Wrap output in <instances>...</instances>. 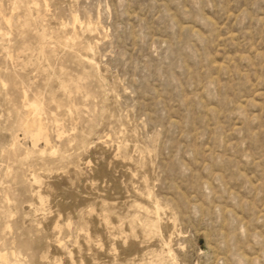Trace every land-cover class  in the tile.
<instances>
[{"label": "rangeland", "instance_id": "obj_1", "mask_svg": "<svg viewBox=\"0 0 264 264\" xmlns=\"http://www.w3.org/2000/svg\"><path fill=\"white\" fill-rule=\"evenodd\" d=\"M0 253L264 264V0H0Z\"/></svg>", "mask_w": 264, "mask_h": 264}, {"label": "bare ground", "instance_id": "obj_2", "mask_svg": "<svg viewBox=\"0 0 264 264\" xmlns=\"http://www.w3.org/2000/svg\"><path fill=\"white\" fill-rule=\"evenodd\" d=\"M30 104H31V102H30ZM37 102H36V104H33V102H32V104H31V106L34 108V110L36 111L37 109L39 110V108H37ZM37 110V111H38ZM39 137V136H38ZM2 254L0 253V256H1Z\"/></svg>", "mask_w": 264, "mask_h": 264}]
</instances>
